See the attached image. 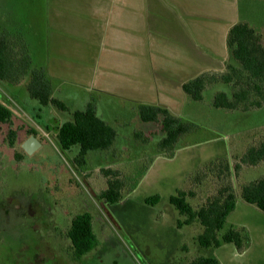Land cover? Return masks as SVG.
Listing matches in <instances>:
<instances>
[{"label":"rangeland","instance_id":"rangeland-1","mask_svg":"<svg viewBox=\"0 0 264 264\" xmlns=\"http://www.w3.org/2000/svg\"><path fill=\"white\" fill-rule=\"evenodd\" d=\"M46 3L0 0V29L15 33L20 43L23 39L32 67L43 69L52 97L68 108L40 106L29 97L25 79L14 84L0 81V103L13 114L9 124H0V264H192L201 256L219 264H264V214L240 196L243 184L264 177V162L240 163L250 146L264 140V108L245 113L213 108V94L227 91L224 85L210 87L202 101H192L176 88L183 78L177 68L167 71L169 64L164 65L165 79L157 78L152 69L134 75L146 94L131 95L124 76L120 80L111 76V66L102 70L92 67L88 59L81 60L86 36L77 31L71 6L68 16L74 25L65 29L67 24L56 20L54 25L60 23L61 28L49 36ZM238 11L242 21L264 34V0H238ZM101 70L106 78L97 84L95 74ZM140 102L165 107L191 125L170 153L157 149L161 133L148 134L156 126L140 121ZM88 103L116 137L111 148L90 151L79 164L75 161L78 147L69 151L58 147L56 128ZM9 129L16 132L12 148L6 140ZM31 129L40 146L28 155L21 146ZM224 161L230 170L239 166L236 174L226 178L219 172ZM207 163L210 170L202 173ZM103 170L118 172L123 183L116 203L99 197L108 179ZM223 184L235 192V209L227 224L249 237L242 251L231 244L200 248L196 237L201 227L195 223L177 228L176 220L181 218L168 201L177 190L191 192L189 202L197 209ZM154 195L159 196L158 203L146 205L145 199ZM81 213L91 216L97 244L74 260L66 232L72 218Z\"/></svg>","mask_w":264,"mask_h":264},{"label":"trees","instance_id":"trees-1","mask_svg":"<svg viewBox=\"0 0 264 264\" xmlns=\"http://www.w3.org/2000/svg\"><path fill=\"white\" fill-rule=\"evenodd\" d=\"M20 45V46H17ZM229 59L222 72H204L188 80L181 86L182 92L192 101L199 102L203 93L210 87L217 85L227 86V91H218L213 94L211 105L215 109L237 112H249L264 108V34L258 28L247 22L239 21L233 25L226 39ZM26 81V90L31 99L40 106H53L60 111H67V106L60 100L52 97V88L43 69L33 68L26 50V46L18 41L16 34H7L0 29V81L14 84L21 80ZM138 117L144 123H152L156 128L151 133L162 134L157 143L160 152L170 153L179 139L188 134L191 125L172 115L165 107L154 105H139ZM13 114L9 108L0 103V124H9ZM28 137L37 136L34 130L27 131ZM16 132L9 129L6 140L12 148L15 143ZM116 137L115 130L103 122L96 114L92 103H88L83 110L72 113L70 121L62 123L56 128V141L62 151H69L78 147L77 163L84 161L90 151L107 150L113 145ZM141 139V135L136 136ZM23 152V150H22ZM17 160L21 156L15 154ZM264 162V140L257 145L250 146L240 163L255 166ZM205 165L209 171L208 166ZM219 171L226 174H236L239 166L232 170L225 161ZM220 167V168H221ZM108 178L106 189L99 195L101 200L116 203L121 198L123 183L118 178V172L103 170ZM109 176H112L109 178ZM197 180V177H196ZM191 192L177 190L168 199L169 204L181 219L176 220V227L198 224L201 232L196 237L200 248L217 249L223 244L233 245L237 251H242L249 245V237L244 230H236L227 224V218L235 209V192L229 184H223L215 196L206 203L193 208L188 197ZM241 199L253 205L264 214V177L245 183L240 187ZM159 196L154 195L145 199L146 205H155ZM66 237L70 243L71 256L74 260L81 259L92 251L97 239L92 229V218L88 213L77 214L73 217ZM192 264H219L211 257H198Z\"/></svg>","mask_w":264,"mask_h":264},{"label":"crops","instance_id":"crops-1","mask_svg":"<svg viewBox=\"0 0 264 264\" xmlns=\"http://www.w3.org/2000/svg\"><path fill=\"white\" fill-rule=\"evenodd\" d=\"M46 5L49 36L62 22L65 29L74 25L68 16L74 14L77 31L86 36L81 60L102 70L111 66V76H124L131 95L146 94L135 77L139 72L152 69L157 78L165 79V64L170 65L167 71L177 68V75H182L175 85L179 91L204 72H222L229 59L227 34L242 21L238 0H47ZM102 70L95 74L97 84L106 78Z\"/></svg>","mask_w":264,"mask_h":264},{"label":"water","instance_id":"water-1","mask_svg":"<svg viewBox=\"0 0 264 264\" xmlns=\"http://www.w3.org/2000/svg\"><path fill=\"white\" fill-rule=\"evenodd\" d=\"M40 146L38 140L33 135L29 136L27 140L22 144L21 148L24 153L30 155Z\"/></svg>","mask_w":264,"mask_h":264},{"label":"flooded vegetation","instance_id":"flooded-vegetation-1","mask_svg":"<svg viewBox=\"0 0 264 264\" xmlns=\"http://www.w3.org/2000/svg\"><path fill=\"white\" fill-rule=\"evenodd\" d=\"M72 219H73V218H72ZM71 221H72V220H71ZM92 226H93V225H92ZM67 231H68V230H67ZM66 233H67V232H66ZM90 252H91V251H90ZM90 252H89V253H90Z\"/></svg>","mask_w":264,"mask_h":264}]
</instances>
